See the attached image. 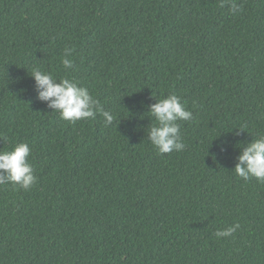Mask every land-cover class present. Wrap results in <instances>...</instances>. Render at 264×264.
<instances>
[{
    "label": "trees",
    "instance_id": "1",
    "mask_svg": "<svg viewBox=\"0 0 264 264\" xmlns=\"http://www.w3.org/2000/svg\"><path fill=\"white\" fill-rule=\"evenodd\" d=\"M0 264H264V0H0Z\"/></svg>",
    "mask_w": 264,
    "mask_h": 264
}]
</instances>
